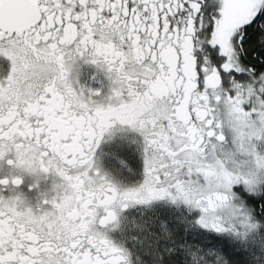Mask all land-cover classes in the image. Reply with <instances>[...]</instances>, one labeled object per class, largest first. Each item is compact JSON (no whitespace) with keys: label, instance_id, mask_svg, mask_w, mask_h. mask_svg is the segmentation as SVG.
Masks as SVG:
<instances>
[{"label":"snow or ice","instance_id":"obj_1","mask_svg":"<svg viewBox=\"0 0 264 264\" xmlns=\"http://www.w3.org/2000/svg\"><path fill=\"white\" fill-rule=\"evenodd\" d=\"M0 264H264V0H0Z\"/></svg>","mask_w":264,"mask_h":264}]
</instances>
